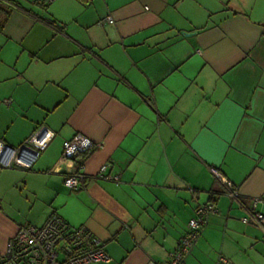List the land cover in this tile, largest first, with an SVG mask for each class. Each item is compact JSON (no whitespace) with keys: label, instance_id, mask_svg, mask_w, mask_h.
<instances>
[{"label":"crops","instance_id":"1","mask_svg":"<svg viewBox=\"0 0 264 264\" xmlns=\"http://www.w3.org/2000/svg\"><path fill=\"white\" fill-rule=\"evenodd\" d=\"M72 1L84 37L15 16V40L37 26L52 37L31 39L50 46L28 49L0 102V142L17 149L41 127L54 137L29 169L0 168V255L20 226L56 214L103 243L100 264H162L212 203L184 264H264V232L211 172L264 215V0ZM77 134L96 147L60 161ZM107 163L118 184L92 179ZM75 172L88 181L71 191Z\"/></svg>","mask_w":264,"mask_h":264},{"label":"built area","instance_id":"2","mask_svg":"<svg viewBox=\"0 0 264 264\" xmlns=\"http://www.w3.org/2000/svg\"><path fill=\"white\" fill-rule=\"evenodd\" d=\"M51 4L55 0H34ZM112 24L110 18L107 19ZM4 103L8 105V100ZM54 134L46 127H41L33 136L19 148H25L33 153V157L18 159L15 156L4 158L6 144L0 142V168L29 169L50 143ZM100 145H97V147ZM94 145L82 135H74L62 145L60 161H75L79 156L92 150ZM110 165L104 164L92 178L118 184L119 175H111ZM213 176L219 180L230 201L236 202L244 212L240 219L243 224H251L264 232V215L257 207L261 203L258 198L245 201L238 195L232 183L223 178L217 171L211 170ZM88 181L81 172L72 173L64 178V187L71 191H78ZM218 210L212 203L200 205L195 209L194 217L188 221L187 230L178 242L176 249L170 254L169 260L162 264H184L186 257L193 249L201 231L207 225V219L216 215ZM103 243L85 227H71L56 214H51L41 227L20 226L17 232L8 239L4 252L0 255V264H100L108 263ZM148 264H157L149 262ZM215 264H230L219 256Z\"/></svg>","mask_w":264,"mask_h":264},{"label":"rangeland","instance_id":"3","mask_svg":"<svg viewBox=\"0 0 264 264\" xmlns=\"http://www.w3.org/2000/svg\"><path fill=\"white\" fill-rule=\"evenodd\" d=\"M15 3L21 7L20 10H16L11 16V20L8 22L4 32H0V102L6 98L5 93L9 85L17 78L19 74L24 72L28 67V60H30L29 50L28 49H43L48 48L47 41L49 40H39L38 42L31 43V39L36 36V38L49 35L50 39L52 33L49 34V31L44 27H34L33 31L26 37L25 41L19 42L18 39H14L15 32V16L22 14L21 11H29L34 13L39 18L44 19L42 21L48 28H52L48 23L49 21H54L58 26L64 27V30H67L66 33L73 35L75 37H84L85 33L83 29L78 28L75 24L70 23L74 17L73 12V2L72 0H55L46 8L35 5L32 0H13ZM77 4V3H76ZM29 19L34 20L33 17L27 16ZM47 22V23H45ZM65 25H62V24ZM61 24V25H60ZM21 33H25V29L21 30ZM51 41V39H50ZM3 121L1 120L0 123ZM14 170V169H13Z\"/></svg>","mask_w":264,"mask_h":264},{"label":"trees","instance_id":"4","mask_svg":"<svg viewBox=\"0 0 264 264\" xmlns=\"http://www.w3.org/2000/svg\"><path fill=\"white\" fill-rule=\"evenodd\" d=\"M80 3H87L89 0H77ZM35 5L46 8L50 4L40 3L32 0ZM21 8L18 3H15L13 0H0V32L3 31L9 17L11 16L14 9Z\"/></svg>","mask_w":264,"mask_h":264},{"label":"water","instance_id":"5","mask_svg":"<svg viewBox=\"0 0 264 264\" xmlns=\"http://www.w3.org/2000/svg\"><path fill=\"white\" fill-rule=\"evenodd\" d=\"M11 156H15L18 159L30 158V157H33V153L30 150L25 149V148H20L17 152H15L14 148L6 145L5 146V154L3 157L9 158Z\"/></svg>","mask_w":264,"mask_h":264}]
</instances>
